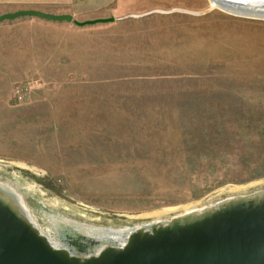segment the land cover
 <instances>
[{
  "label": "rangeland",
  "instance_id": "374dc122",
  "mask_svg": "<svg viewBox=\"0 0 264 264\" xmlns=\"http://www.w3.org/2000/svg\"><path fill=\"white\" fill-rule=\"evenodd\" d=\"M139 4L73 16H112L92 23L0 22V182L54 241L44 217L108 233L264 187V160L241 159L254 133L208 167L186 155L206 114L230 131L246 114L233 110L264 117V19L207 0Z\"/></svg>",
  "mask_w": 264,
  "mask_h": 264
},
{
  "label": "water",
  "instance_id": "95a60500",
  "mask_svg": "<svg viewBox=\"0 0 264 264\" xmlns=\"http://www.w3.org/2000/svg\"><path fill=\"white\" fill-rule=\"evenodd\" d=\"M207 1L209 8L264 19V0ZM17 16L75 24L112 19L76 20L69 13L18 8L0 13V21ZM16 199L0 182V264H264V187L118 229L116 238L75 229L57 241L27 217Z\"/></svg>",
  "mask_w": 264,
  "mask_h": 264
},
{
  "label": "trees",
  "instance_id": "16d2710c",
  "mask_svg": "<svg viewBox=\"0 0 264 264\" xmlns=\"http://www.w3.org/2000/svg\"><path fill=\"white\" fill-rule=\"evenodd\" d=\"M233 112H239V113H246L243 115H238L236 117V123L232 122L235 126L234 129L235 131L228 130L229 128L227 127L226 124H222L220 122H217L216 119H218L217 114L215 112H212L211 114H206L205 119L203 124H200L199 126H193L191 128V133L190 136L193 137V133H197L196 129L200 128L199 135L200 137L198 139H195L193 142H190V145L187 146L186 149V155L190 151H194V149H198L200 153L197 154H191L190 159H193L195 157L198 158V162H201L199 164H203V166H210L212 163L213 159L211 161H207L209 159V153L214 152L217 150L219 153L224 154L225 150L227 148L231 149V151L234 150L233 147H230L228 144L230 143H239V142H244L246 140L250 139H245L243 141H238L239 139L235 136L238 133L240 134L241 139L244 138L249 134H256V137L254 140H256L257 136L262 137L259 140V143L257 144V152L256 153H243L241 159H250V160H264V117L262 114H258L257 116L254 115V113H259L258 111L255 110H247V111H241L239 110H233ZM232 114V113H231ZM227 119H229L230 115H227ZM262 118V119H261ZM259 119V120H255ZM231 127V126H230ZM194 130V132H193ZM253 131V132H252ZM190 132V131H189ZM206 141H208V144H206ZM253 141V140H251ZM214 150H213V149ZM225 149V150H224ZM224 157V156H223ZM204 160V161H203ZM258 172H264V164L259 165Z\"/></svg>",
  "mask_w": 264,
  "mask_h": 264
},
{
  "label": "crops",
  "instance_id": "0c3cea01",
  "mask_svg": "<svg viewBox=\"0 0 264 264\" xmlns=\"http://www.w3.org/2000/svg\"><path fill=\"white\" fill-rule=\"evenodd\" d=\"M143 1L147 2L149 0H0V13L18 8H34L51 13H69L72 17L77 14L103 16L108 14V12L118 13L119 11H132L138 5L140 6L139 2ZM36 18L49 22H68L67 20H51L42 17ZM2 21L3 20L0 22Z\"/></svg>",
  "mask_w": 264,
  "mask_h": 264
},
{
  "label": "bare ground",
  "instance_id": "6f19581e",
  "mask_svg": "<svg viewBox=\"0 0 264 264\" xmlns=\"http://www.w3.org/2000/svg\"><path fill=\"white\" fill-rule=\"evenodd\" d=\"M1 185H3V184H1ZM4 186V185H3ZM8 186V185H7ZM10 188V187H9ZM11 190H13L12 188H10ZM13 191H15V190H13ZM18 192V191H17ZM226 194V193H225ZM14 195H16V197H17V199H16V202H17V206L27 215V217L29 218V219H31V221H33L32 220V218L30 217V214H29V211H28V209L26 208V206L24 205V203H23V201H22V199L20 198V196L17 194V193H15L14 192ZM21 196H22V194H21ZM26 199V198H25ZM32 215H33V213H32ZM61 216V215H60ZM33 217V216H32ZM51 217V216H50ZM46 220H48L49 222V224H52V228L54 229V234H55V237H56V240L55 241H57L58 239H57V236L58 235H61V234H63L66 230L67 231H70V230H80L81 228H80V226H78V225H73V224H69V223H64V222H61L60 220H57V218H55V217H51V218H46V217H44ZM139 222V221H138ZM33 223H34V221H33ZM48 229V228H47ZM50 230V229H49ZM82 230V229H81ZM84 232H90V233H96L97 235H100V234H102L103 235V237H105V238H108L109 236L110 237H118V234H117V231H118V229L117 230H109V232L108 233H103V232H99V233H97V232H94L93 230L91 231V229H88V231L87 230H83ZM47 232V231H46ZM48 233V232H47ZM46 234V233H45ZM47 235V234H46ZM50 237V236H49ZM51 240H52V238H50ZM54 240V239H53Z\"/></svg>",
  "mask_w": 264,
  "mask_h": 264
},
{
  "label": "built area",
  "instance_id": "2783aa9c",
  "mask_svg": "<svg viewBox=\"0 0 264 264\" xmlns=\"http://www.w3.org/2000/svg\"><path fill=\"white\" fill-rule=\"evenodd\" d=\"M23 86L19 83H16L12 86L10 90V96L14 101H21L23 99Z\"/></svg>",
  "mask_w": 264,
  "mask_h": 264
}]
</instances>
